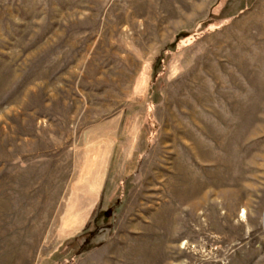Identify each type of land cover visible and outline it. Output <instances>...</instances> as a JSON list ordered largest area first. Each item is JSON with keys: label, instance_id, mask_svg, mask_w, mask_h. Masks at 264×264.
<instances>
[{"label": "rangeland", "instance_id": "rangeland-1", "mask_svg": "<svg viewBox=\"0 0 264 264\" xmlns=\"http://www.w3.org/2000/svg\"><path fill=\"white\" fill-rule=\"evenodd\" d=\"M0 264H264V0H0Z\"/></svg>", "mask_w": 264, "mask_h": 264}, {"label": "bare ground", "instance_id": "bare-ground-1", "mask_svg": "<svg viewBox=\"0 0 264 264\" xmlns=\"http://www.w3.org/2000/svg\"><path fill=\"white\" fill-rule=\"evenodd\" d=\"M215 77V76H214ZM208 99L211 100L212 99V91H208ZM226 99V98H225ZM207 105L209 106L208 108V111L212 114H217L215 113V108L212 106L211 102H207ZM219 116V115H217ZM220 119V118H219ZM221 120V119H220ZM225 120V119H224ZM226 123V121H224ZM224 124V123H223ZM212 127V126H211ZM215 127V126H214ZM213 130V129H212ZM215 131V130H213ZM216 132V131H215ZM208 134V133H207ZM210 136V135H209ZM211 139L214 141V143L212 144V147L215 148H219V147H222L224 146V142L222 141V139H220V136L219 135H213L211 136ZM252 142V137H251V134H248L246 137H244L242 139V142L240 143V152H239V155L237 156V161H236V164L235 165H227L232 171V174L233 172L237 173V168H240L241 170L244 169L246 172L248 171H256V169L258 167H254L252 165V162L257 159V158H260L259 157V154H252V151H253V147H249V143ZM192 148H196V142L194 144H192ZM212 149V148H211ZM196 156V162L199 164V165H203V163H212L211 165H225V160L222 158V156H219L218 154L214 153V155L212 156H207V155H199L198 153H194ZM193 154V155H194ZM218 168V167H217ZM255 168V169H254ZM228 171V170H227ZM258 171V170H257ZM229 172V171H228ZM221 175V174H220ZM256 176V174H255ZM258 178V176L256 177ZM221 179L219 182L220 184L222 185V187H227L228 189H224L220 192V195L222 196V201H221V204L223 207L226 208V212H225V215H231L232 213H234V211L242 204V203H250V198L253 194V192H255V190L252 188V186L250 187L249 186H246L244 183H242L241 181L243 180H246V179H250V176H247V175H244L242 176V179L239 178V176H235L234 174L231 175V177H228L226 175V177L224 176L222 178L221 176ZM254 176L252 178V180L254 181ZM200 187H196V190L197 191H194V190H191L190 192H188L184 197V199H180L179 197L176 198V206H175V211H177L178 209L180 210V205L181 203L184 204V203H187L191 208H194L196 205L192 204L191 202V198H193L194 196H198V194L200 195V193L203 191V185H199ZM219 186V185H218ZM179 187V186H178ZM255 187V186H254ZM257 187V186H256ZM213 188V186H212ZM219 188V187H218ZM260 188V187H259ZM187 189V187H186ZM217 189V188H216ZM181 190V189H180ZM190 190V189H189ZM177 191V190H176ZM261 191V190H260ZM179 193V192H178ZM202 196V195H201ZM206 194H204L202 196V204L205 203L206 201ZM178 202V203H177ZM199 202V204H201ZM220 204V203H219ZM193 206V207H192ZM243 213L241 214L242 216L244 215V210H242ZM185 213V210L184 212ZM186 214V213H185ZM188 215V213H187ZM183 216V215H182ZM225 216V217H226ZM179 218V217H178ZM182 218V217H180ZM188 218V217H187ZM227 218V217H226ZM182 220V219H181ZM180 220V221H181ZM188 220V219H187ZM175 221V219H174ZM183 221V220H182ZM185 221V220H184ZM177 223V222H176ZM190 223V222H188ZM187 224V223H186ZM184 225V224H183ZM188 229V228H187ZM186 229V230H187ZM180 232V231H178ZM186 233V232H185ZM177 234V233H176ZM181 234V233H180Z\"/></svg>", "mask_w": 264, "mask_h": 264}]
</instances>
